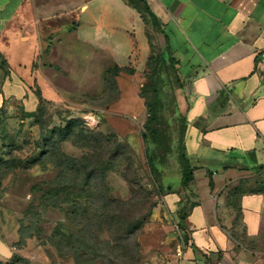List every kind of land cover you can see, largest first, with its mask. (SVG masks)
I'll return each instance as SVG.
<instances>
[{
  "label": "rangeland",
  "instance_id": "1",
  "mask_svg": "<svg viewBox=\"0 0 264 264\" xmlns=\"http://www.w3.org/2000/svg\"><path fill=\"white\" fill-rule=\"evenodd\" d=\"M42 14L44 49L78 27L68 13ZM147 24L151 54L159 62L147 64L136 76H131L132 63L126 74H116L110 55L92 45L87 60L53 63L38 58L34 66L42 68L46 83L30 67L39 45L16 46L9 60L14 73L32 84V91L40 90L44 101L39 105L37 96L34 100L26 91L12 92L0 103V239L14 252L10 259L0 254V264H179L189 234L168 195L185 197L189 187L182 185L180 162L189 100L186 81L173 67L165 41ZM23 49L28 58L19 60ZM52 73L59 85H52ZM119 76L135 78L142 93L157 103L158 145L141 136L146 106L135 116L119 108L120 102L139 98V92L121 94ZM38 105V114L29 116ZM72 119L77 120L75 133L62 135L59 128ZM55 127L54 154L43 156ZM153 152L156 168L149 161ZM63 154L79 162V170L66 178L61 174ZM87 165L103 167L88 191ZM206 167L223 171L219 163ZM247 175L253 189L263 178L257 172ZM62 186L64 192L51 190Z\"/></svg>",
  "mask_w": 264,
  "mask_h": 264
},
{
  "label": "crops",
  "instance_id": "2",
  "mask_svg": "<svg viewBox=\"0 0 264 264\" xmlns=\"http://www.w3.org/2000/svg\"><path fill=\"white\" fill-rule=\"evenodd\" d=\"M146 1L166 45L168 37L189 100L184 140L195 179L185 197L168 195L177 213L189 204L184 221L189 239L179 264H264V190L251 192L247 175L257 172L263 178L255 188L264 186V0ZM50 11L68 13L78 27L44 49L42 13ZM149 32L125 0H0V103L12 92L29 91L35 100L32 84L9 61L17 45L20 50L39 45L30 67L43 80L42 68L34 66L38 58L87 60L93 46L121 67L132 63L136 76L151 55ZM24 53L19 60L28 58L27 49ZM52 76V85H59ZM118 85L121 94L139 92L135 101L119 103L135 116L146 106L141 84L119 76ZM208 163H219L223 171L208 169Z\"/></svg>",
  "mask_w": 264,
  "mask_h": 264
},
{
  "label": "trees",
  "instance_id": "3",
  "mask_svg": "<svg viewBox=\"0 0 264 264\" xmlns=\"http://www.w3.org/2000/svg\"><path fill=\"white\" fill-rule=\"evenodd\" d=\"M125 2L127 4H129L130 6H132L133 8H135L143 17V19L145 20V22L151 23L152 26L158 31V32H163V29L161 27V23L158 19V17L156 16V14L151 10V8L149 7L148 3L146 0H125ZM167 40V51L168 54L170 55V61L173 65V67H176L177 65V60L174 59V57L171 56L170 54V47L168 44V37H166ZM158 63L159 62V58H156L153 54L150 55L148 63L149 66H152L153 63ZM2 68L5 72L6 75L9 74V68H8V63L7 60L3 58L2 60ZM115 68V72L116 74L121 73L123 71L126 70V67H121L118 64L114 65ZM177 68V67H176ZM178 70V68H177ZM33 86H31L32 88ZM34 91V90H33ZM35 95L38 98V103L39 105L41 104L42 101H44V97L41 93L40 90H36L34 91ZM141 95L142 97L145 99V104H146V108H147V112H148V117L146 119V122L144 124V130L141 132V136L143 138L144 141H150L155 143L156 145L159 144L160 142V135H161V129L159 127V112H158V105L156 102H151L149 100V98L142 93L141 91ZM158 97V94H157ZM37 107V109L35 111H31L29 113V116H36L38 114V110L40 111V107ZM74 122H77V120H71L70 122H68L67 126L63 127V128H59V131L62 135L64 136H69L70 134L75 133V128L73 124ZM58 130L57 127H55L54 129L51 130V136L47 137V143L46 146L49 149H45L44 152L42 153L43 156H50L51 154H54V149L56 147V142L54 140V135L55 132ZM181 152H180V162L182 165V169H183V173H182V185L185 187H188L195 179V175H194V170L195 167L191 164L190 159L188 158L187 154H186V148H185V140H184V133H183V137L181 139ZM88 155V154H87ZM64 157V161H62V170H61V174H63V176L68 177L72 174H75L79 168V162L78 159L76 157H73L71 155L68 154H63ZM88 158V156H87ZM156 155L155 152H153V155L150 156L149 161L150 164L153 168H156ZM2 159L0 158V164H2ZM103 172V167L100 165L97 168L95 167H90L87 165V183L85 185H87V191L92 189V180L94 175H97L98 173H102ZM52 191H58V193H60V191L64 192L65 191V186H62L57 189H51ZM264 190V186L261 187V189L259 188H254L251 190V192H259ZM87 199H88V195H87ZM76 203H79L78 201H76ZM189 205V204H188ZM188 205L185 206L181 211L178 212V215L181 219V222L183 224V230L186 232V226L184 224V221L186 219V216L189 213V209H188Z\"/></svg>",
  "mask_w": 264,
  "mask_h": 264
},
{
  "label": "water",
  "instance_id": "4",
  "mask_svg": "<svg viewBox=\"0 0 264 264\" xmlns=\"http://www.w3.org/2000/svg\"><path fill=\"white\" fill-rule=\"evenodd\" d=\"M0 254L8 259L13 257L14 252L9 248V246L0 239Z\"/></svg>",
  "mask_w": 264,
  "mask_h": 264
},
{
  "label": "built area",
  "instance_id": "5",
  "mask_svg": "<svg viewBox=\"0 0 264 264\" xmlns=\"http://www.w3.org/2000/svg\"><path fill=\"white\" fill-rule=\"evenodd\" d=\"M179 255L181 256V258L183 257V251L179 252Z\"/></svg>",
  "mask_w": 264,
  "mask_h": 264
}]
</instances>
